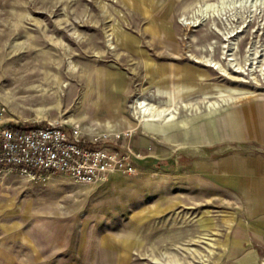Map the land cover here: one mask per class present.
Listing matches in <instances>:
<instances>
[{
    "label": "rangeland",
    "instance_id": "obj_1",
    "mask_svg": "<svg viewBox=\"0 0 264 264\" xmlns=\"http://www.w3.org/2000/svg\"><path fill=\"white\" fill-rule=\"evenodd\" d=\"M47 122L135 171L4 175L0 264H264V0H0V124Z\"/></svg>",
    "mask_w": 264,
    "mask_h": 264
},
{
    "label": "built area",
    "instance_id": "obj_2",
    "mask_svg": "<svg viewBox=\"0 0 264 264\" xmlns=\"http://www.w3.org/2000/svg\"><path fill=\"white\" fill-rule=\"evenodd\" d=\"M107 138L85 139L76 128L69 130L54 122L0 124V179L8 173L35 178L61 173L92 183L115 170L134 173L131 155Z\"/></svg>",
    "mask_w": 264,
    "mask_h": 264
},
{
    "label": "crops",
    "instance_id": "obj_3",
    "mask_svg": "<svg viewBox=\"0 0 264 264\" xmlns=\"http://www.w3.org/2000/svg\"><path fill=\"white\" fill-rule=\"evenodd\" d=\"M233 164L235 165L236 169H239V170L242 169L243 173H254L255 175L259 174V176L262 178L264 177V161L263 160H257V159L250 160L249 158L248 160H245V161H235L233 162ZM166 165H167L168 170L171 171L175 169V167L177 166V163L172 159V160H168V162H166ZM213 168H215V171H213L212 174L216 173L215 175L219 177L218 176L219 175V163L214 164L213 162H209V161L203 163V167H202L203 173L208 174L209 170L211 169L212 171ZM250 189H251L250 191L251 193H250V199H249L250 201L249 213L251 215H254L255 222L259 223L258 228L254 229V237L264 238V178L261 179V184L259 185V189L258 187L254 188V191L257 193V195L256 193L253 195L252 188ZM244 192H245L244 196L246 198L249 197L246 189ZM252 198L255 199L254 204H252Z\"/></svg>",
    "mask_w": 264,
    "mask_h": 264
},
{
    "label": "bare ground",
    "instance_id": "obj_4",
    "mask_svg": "<svg viewBox=\"0 0 264 264\" xmlns=\"http://www.w3.org/2000/svg\"><path fill=\"white\" fill-rule=\"evenodd\" d=\"M206 5V4H205ZM208 5V4H207ZM202 9V8H201ZM197 62H200V61H198V60H196ZM209 64L210 65H212L213 63H212V61H211V63H210V61H209ZM215 65V63L212 65V66H214ZM141 111H143V114L145 113V114H150V113H152L151 111H150V108H148V107H144V108H142V110ZM162 111L163 110H161V111H158V112H156V113H152L151 115H150V117L153 119V120H158V119H160V115L162 114ZM201 129L200 128H196L195 130H194V132H192L193 133V136H194V140H202V138H203V134H201ZM103 135H108V134H103ZM186 137H187V135H186ZM114 172H117V170H115V171H112L111 173H114ZM110 173V174H111Z\"/></svg>",
    "mask_w": 264,
    "mask_h": 264
},
{
    "label": "trees",
    "instance_id": "obj_5",
    "mask_svg": "<svg viewBox=\"0 0 264 264\" xmlns=\"http://www.w3.org/2000/svg\"><path fill=\"white\" fill-rule=\"evenodd\" d=\"M153 164H154V165H157V166H160L159 162L156 161V160H153Z\"/></svg>",
    "mask_w": 264,
    "mask_h": 264
}]
</instances>
